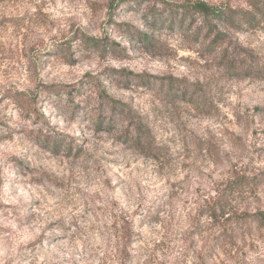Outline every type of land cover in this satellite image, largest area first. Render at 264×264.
<instances>
[{"label":"rangeland","instance_id":"1","mask_svg":"<svg viewBox=\"0 0 264 264\" xmlns=\"http://www.w3.org/2000/svg\"><path fill=\"white\" fill-rule=\"evenodd\" d=\"M193 1L0 2V264H264V221L233 223L264 214V30L211 31ZM230 170L256 185L223 253L198 214Z\"/></svg>","mask_w":264,"mask_h":264},{"label":"trees","instance_id":"2","mask_svg":"<svg viewBox=\"0 0 264 264\" xmlns=\"http://www.w3.org/2000/svg\"><path fill=\"white\" fill-rule=\"evenodd\" d=\"M1 1L3 0H0V2ZM243 1L245 3V6L243 7L226 5L222 8H217L208 4L204 0H194L190 5L181 7V10L183 11L181 13V17L189 16L190 18H194L195 16H199L202 18V22L206 25V28H209L211 31L212 29H216V27L212 24V21L235 31L264 30V0ZM172 13L173 12L171 11L170 14L172 15ZM155 15L154 11H152V20L150 23L157 27V22H162V19L155 18ZM136 35H139L141 39H146V36H144L141 32H136ZM219 36H222V34L217 32L213 42H216ZM88 42L89 41L86 43L88 44ZM92 42L93 44L91 45L95 51L99 47L103 49V52L105 51V43H96V41ZM212 45L213 43L210 44V46ZM118 49V51L121 50L120 47H118ZM113 51L114 53H119L115 52V50ZM111 104L115 105L116 102H111ZM252 179L253 178H250L245 171L230 170L228 177L225 178V181L217 185L216 188H213L214 195H207L202 199L204 205H202V209L199 211L198 216L200 219L205 218L208 220L209 224L214 229L213 234L210 235L212 249H220L223 253H226V250L229 252L233 251V243L236 239L238 229H234L233 226H228L227 224L228 220H231L234 215L231 214L232 206L230 207V202L239 199L242 194L249 190L250 185L251 187L253 184L256 185V183L252 182ZM250 215L252 217L256 216V218L250 219ZM239 217V222L237 220L233 222H237L236 225L238 228L248 227L247 224L251 223L259 226V224L264 221V214H260L258 212L248 214L245 210H242ZM217 219L220 221H217ZM113 225L116 228L115 235L117 236V233H120V253L124 252V255L127 257L126 251L134 243L136 232L133 230V226H129L128 222L124 218L115 219L113 221ZM197 233H201V230H198ZM128 263H130V261H128Z\"/></svg>","mask_w":264,"mask_h":264}]
</instances>
